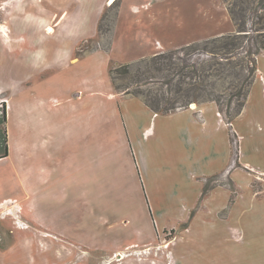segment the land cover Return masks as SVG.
Masks as SVG:
<instances>
[{
    "label": "rangeland",
    "instance_id": "374dc122",
    "mask_svg": "<svg viewBox=\"0 0 264 264\" xmlns=\"http://www.w3.org/2000/svg\"><path fill=\"white\" fill-rule=\"evenodd\" d=\"M106 2L0 0V142L5 131L8 145L0 160V264H264V0ZM157 54L202 60L198 76L167 87L163 80L177 74L146 66ZM124 65L127 74L111 76L121 98H171L179 84L197 82L202 89L186 109L201 112L202 139L190 143L192 121L172 117L167 142L149 141L145 160L154 169L146 173L116 154L112 128L97 120L86 135L75 125L76 157L57 166L74 187L62 202L51 200L52 209L44 201L41 215L51 222L44 229L63 237L47 241L33 222L37 149L50 142L32 130L39 98L63 86L103 87ZM136 81L142 85L132 87ZM23 100L31 117L19 124Z\"/></svg>",
    "mask_w": 264,
    "mask_h": 264
},
{
    "label": "crops",
    "instance_id": "0c3cea01",
    "mask_svg": "<svg viewBox=\"0 0 264 264\" xmlns=\"http://www.w3.org/2000/svg\"><path fill=\"white\" fill-rule=\"evenodd\" d=\"M110 2L111 0H107L106 4L110 5ZM2 28H4V30ZM2 28L1 35L6 37L8 35H6V27L2 26ZM52 30V26L46 27L47 32H52ZM89 36V34H86L84 38ZM154 49L156 50V47ZM158 50L164 51L163 46H161V49ZM72 52L73 51L71 50L67 51L66 56H68L71 61H74L78 56L73 57ZM98 52L99 51L96 53ZM258 65V70L264 74V66L262 65L261 67L259 62ZM113 88L114 87L111 85V82L110 84L104 82L103 87H99L97 89L87 88L88 90L86 92H82L79 89H76L79 90L76 92V90L72 89L71 86H63L61 87L58 95L49 96L48 98L44 97L43 99L41 97L39 98L41 104L39 105V108L34 110L32 130L34 134L41 133L47 135L45 138L48 137L50 141L48 144H44L47 145L45 148L42 146L40 150L36 148V156L38 157V165H36V169L38 168L39 175L38 179H36L37 186L35 187V202H33L34 221H32L39 229L43 231L45 229L51 230V228L47 227L46 224L43 223L51 222L43 221V216H41L43 215L42 212L45 210L44 208L46 206L44 201H49V203H51V200L54 202H62L61 200L63 197L67 198V186L74 187V179L71 178L72 176L65 170L58 171L57 166L69 165L73 162V158L76 157V153L73 151L72 147L73 144H71L72 139L78 133V130L74 131L75 125L80 128H85L87 133L86 135H89L91 126H94L93 123L97 120L99 125L103 124L101 128H112L114 132V134H112L114 135L112 136L114 138V143L110 146L118 149L117 151L119 152L116 154L120 155L124 152L128 157V163L131 168H134V170L145 171L146 173H151L154 169V165L145 160V153L149 148V141L151 138L153 139V143H151V147H153L156 144V140L164 141L165 139H168L169 132L167 122H169L172 117L185 115L188 120L192 121L193 132L191 131V133H193V137L190 133V143H196L197 137L200 140L202 139V124L201 119H198L200 118L199 116L201 112L199 113L197 108L181 109L169 115H158L148 109L140 99L134 97L121 98V95L124 94L115 92ZM49 101H51L55 106L50 105ZM25 103L27 104L28 102L23 100L20 105L18 117L19 124L30 121L31 116L25 112L26 109L28 110V106L26 107ZM106 111L110 112L108 117L104 113ZM97 112L103 115H99ZM30 113L31 112L29 111V114ZM204 114L205 125H210L209 122H211V119L208 118L207 113ZM139 118L145 120V127H140L141 123L139 122ZM192 118L194 120H192ZM79 123H82L81 126ZM196 123L199 126L198 128L197 125L195 126ZM180 127L181 130L184 128V126ZM144 134L146 136L145 144H143ZM21 137L22 133H19L18 131V145L22 142ZM205 139L208 140V137L206 136ZM44 140H42L40 144H42ZM100 147H102V145L98 144V150H100ZM138 147L139 152L141 151L140 155H138L139 153L137 152ZM206 147L209 149L208 144ZM68 152H71L70 155H68ZM104 153H106V149L104 150ZM89 155L90 143L87 141V160ZM58 185L61 186V191ZM53 205V203L50 204V209H52ZM72 206L73 203H71V207ZM15 209L16 208L10 205L7 207L6 211L15 214ZM21 211L22 210L19 208L18 212L20 213ZM44 233L47 237V241H51L49 239L50 237L53 239L59 236L63 237L61 236V233L58 232L51 233L45 230Z\"/></svg>",
    "mask_w": 264,
    "mask_h": 264
},
{
    "label": "trees",
    "instance_id": "16d2710c",
    "mask_svg": "<svg viewBox=\"0 0 264 264\" xmlns=\"http://www.w3.org/2000/svg\"><path fill=\"white\" fill-rule=\"evenodd\" d=\"M229 45H231V43ZM160 59L164 60L165 56L163 54L154 55L152 57V59L150 60L151 64L149 66L147 64L146 66H147V68L149 67L150 70H154L155 72L160 73V72L166 71V73H168V74H171V72H174V74H177L175 76L176 77L175 79H173L171 77L170 79H168L166 81L163 80V83H165V85L167 87L170 85H173L174 80L176 81L175 84L179 83L180 78L183 81L184 76L190 77L191 79L197 77L198 72L200 71L199 70L200 62H202V60L199 61V59H195V58H194V60H192L190 57H183L181 55L176 56L175 62L173 60H171L169 57H168V61H166V60L162 61ZM121 69L125 70V73L127 74L128 69H129V65L120 66L119 68H116L113 71H111V75H110L111 83H112L115 90H117V88L114 85V78L111 76L113 73H116V71L121 70ZM186 72H188V73L186 74ZM136 77H138V76L136 75ZM141 85L142 84H140L136 81V82H134L132 87H134V86L140 87ZM189 85L190 86L187 89L183 88L182 83L179 84L178 86H176L175 90H174V96L171 98H166L165 94L162 93L161 96L155 95L152 97V99L150 97L144 96L142 98V102L144 103V105L148 109H150L151 111H153L154 113H156L158 115H169V114L174 113L177 110L186 109L189 104L194 102V100H189V98H191L192 96L194 97L195 93L198 90L202 89V88H199L197 86V82H195L194 84H189ZM128 88H130V87H127V89ZM125 93H128V92L126 91ZM134 96L137 97L138 95H134ZM139 96H141V95L139 94ZM5 119H6V112L4 109L2 111L3 123H5ZM6 139L7 138H6V134L4 131L3 140L0 142V150H1L0 159L7 157L8 145H7Z\"/></svg>",
    "mask_w": 264,
    "mask_h": 264
},
{
    "label": "bare ground",
    "instance_id": "6f19581e",
    "mask_svg": "<svg viewBox=\"0 0 264 264\" xmlns=\"http://www.w3.org/2000/svg\"><path fill=\"white\" fill-rule=\"evenodd\" d=\"M113 1H115V0H111V2L110 3H112ZM3 30H4V28H2ZM50 30V29H49ZM193 107V106H192Z\"/></svg>",
    "mask_w": 264,
    "mask_h": 264
}]
</instances>
